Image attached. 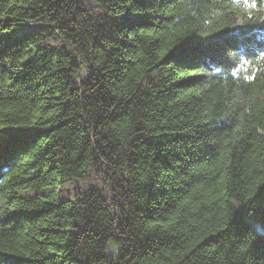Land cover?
Wrapping results in <instances>:
<instances>
[{
  "label": "trees",
  "instance_id": "obj_1",
  "mask_svg": "<svg viewBox=\"0 0 264 264\" xmlns=\"http://www.w3.org/2000/svg\"><path fill=\"white\" fill-rule=\"evenodd\" d=\"M0 261L264 264V0H0Z\"/></svg>",
  "mask_w": 264,
  "mask_h": 264
},
{
  "label": "snow or ice",
  "instance_id": "obj_2",
  "mask_svg": "<svg viewBox=\"0 0 264 264\" xmlns=\"http://www.w3.org/2000/svg\"><path fill=\"white\" fill-rule=\"evenodd\" d=\"M248 0H245V3L247 4ZM252 6H255L254 4ZM0 264H3V261H0Z\"/></svg>",
  "mask_w": 264,
  "mask_h": 264
}]
</instances>
